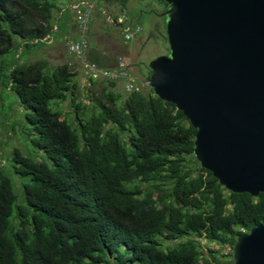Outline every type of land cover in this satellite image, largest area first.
I'll return each mask as SVG.
<instances>
[{
	"label": "trees",
	"instance_id": "1",
	"mask_svg": "<svg viewBox=\"0 0 264 264\" xmlns=\"http://www.w3.org/2000/svg\"><path fill=\"white\" fill-rule=\"evenodd\" d=\"M65 6L0 0V85L39 156L14 148L0 163V264H233L236 239L264 225V194L231 193L202 169L196 130L148 86L89 78L83 104L70 64L28 63Z\"/></svg>",
	"mask_w": 264,
	"mask_h": 264
},
{
	"label": "water",
	"instance_id": "2",
	"mask_svg": "<svg viewBox=\"0 0 264 264\" xmlns=\"http://www.w3.org/2000/svg\"><path fill=\"white\" fill-rule=\"evenodd\" d=\"M163 3L168 55L146 85L196 130L193 155L227 191L264 194V0ZM233 264H264V225L240 235Z\"/></svg>",
	"mask_w": 264,
	"mask_h": 264
},
{
	"label": "rangeland",
	"instance_id": "3",
	"mask_svg": "<svg viewBox=\"0 0 264 264\" xmlns=\"http://www.w3.org/2000/svg\"><path fill=\"white\" fill-rule=\"evenodd\" d=\"M98 1L105 17L100 21L97 20L96 22L89 24L88 31L89 28H91V30L94 29L102 34H111L116 39H120V28L118 29L113 23H109L108 20H112L111 17L113 16H119L122 14L126 15L128 20H131L141 28L140 34L135 36L125 45V47H123L124 53L121 57L127 61L128 70L134 77V80L137 81L138 87L141 89L143 88L144 91H146V78L149 74V63L158 57L168 55L169 51L165 32L166 16L164 14L167 9L166 5L156 2L155 0ZM69 2L73 3L74 1L62 0V4L64 5H67ZM59 12L60 10L57 9L54 14L57 15ZM65 13L69 19L72 18L71 16L73 13L71 11ZM64 21L65 16L62 15L56 20L59 27L62 26ZM97 32L95 39L98 43L101 42V39L99 33L97 35ZM57 41L60 42L59 38ZM57 44L59 43L53 44L52 46L44 45L43 47L38 48L35 52H31L27 57V62L34 63L41 60L49 63L50 67H55L66 62L71 65V63H69L71 62L70 59L63 53L65 52L64 44L62 42L59 45ZM77 77L82 78V75L77 74ZM82 82L83 81L81 80L78 82V88L81 92L80 101H82L83 104H87L88 100L84 96L86 93L84 89L87 85ZM117 87L123 89L122 86ZM0 98L3 100V102H0V108H2L3 111H9V119H7V121L4 120V122L0 113V122H3V124H0V152L4 155L3 158L0 159V163H4V159L10 157V153H12L14 148H18L23 151V154L33 156V158L36 159L39 157L36 151L25 144L26 142L24 139L27 140V125L25 120H23L21 110L19 109L15 98H13V95L3 91L1 85ZM60 106L65 112L71 111V107L66 102L61 103ZM11 179L13 183L14 181L22 183L27 181V178H20L17 176H12ZM14 191L15 193H18L16 187ZM198 242L204 253H206L208 249H213L219 252L216 254L218 257L229 254V248L222 249L214 244H207L203 238H200Z\"/></svg>",
	"mask_w": 264,
	"mask_h": 264
},
{
	"label": "crops",
	"instance_id": "4",
	"mask_svg": "<svg viewBox=\"0 0 264 264\" xmlns=\"http://www.w3.org/2000/svg\"><path fill=\"white\" fill-rule=\"evenodd\" d=\"M73 1H74L73 3L69 2L64 7V9H62L60 11V14H59L58 18L61 15L65 16V21L62 23L61 27H59L57 25V22L55 23L54 28H53V30H54L53 34H51L50 40H49L51 42H43L42 44H43V46L44 45L52 46L53 44H56V43L60 44L62 42L64 44V48H65V52H63V53H64V55L68 56V58L70 59L71 62H69V63H71V68L76 72V74L82 75V78L80 77L78 79L83 81L82 83H85L87 80L88 81L90 80L89 78L94 79V78L90 77L87 74V72L84 70L83 63L85 61L93 62L99 68L112 70L116 66L117 59L119 57H121V55L124 53L123 52L124 51L123 47H125V45L123 43V38L121 37L122 34H120V37H119L120 39H116L111 34L110 35L102 34L101 32H97L94 29L91 30V28H89V31H88L87 35L84 34L77 27V25L75 23L74 11H73V9L71 7V6L78 5L79 1L78 0H73ZM85 2L87 3V5H84L85 9L90 11V13H91L90 24L92 22L93 23L96 22L97 20L100 21L102 18L105 17V15L101 11L102 7L99 4L98 0H93V1L92 0H90V1L87 0ZM67 11H71L73 13V15L71 16L72 18L69 19L66 16L65 12H67ZM121 16H126V15L122 14V15H119V16H113L112 18H115V20H116L117 18H120ZM131 23L133 25H136L132 21H131ZM113 25L115 27H117L118 29L120 28L115 23ZM96 32H97V35L99 33V37L101 39V42L97 43V41L95 39L96 38ZM120 32H121V28H120ZM139 34H137V35H139ZM83 35H85L87 37L89 48H88V51L85 54L84 60H79L76 57L68 54V52H67V43L71 42V41H77ZM137 35H135V36H137ZM58 38H59L60 42L57 41ZM59 44H57V45H59ZM116 85L117 86H121L120 83H117Z\"/></svg>",
	"mask_w": 264,
	"mask_h": 264
},
{
	"label": "built area",
	"instance_id": "5",
	"mask_svg": "<svg viewBox=\"0 0 264 264\" xmlns=\"http://www.w3.org/2000/svg\"><path fill=\"white\" fill-rule=\"evenodd\" d=\"M79 4L71 6L74 11V18L77 27L87 35L88 27L91 21L90 11L85 9L84 5H87L84 1L78 0ZM112 18V17H111ZM110 23H115L121 28V34L123 38L124 45L128 44L135 35L139 34L141 29L137 25H133L126 16H121L116 20L112 18L109 20ZM50 37L46 36L41 42H51L49 41ZM89 45L88 40L85 35H83L77 41H71L67 43V52L68 54L76 57L79 60H84L85 54L88 51ZM84 70L87 74L94 79L108 80L114 83H120L125 92H132L138 90V83L134 80L130 71L128 70L127 61L119 57L116 61V66L114 69H103L99 68L93 62L85 61L83 63Z\"/></svg>",
	"mask_w": 264,
	"mask_h": 264
},
{
	"label": "clouds",
	"instance_id": "6",
	"mask_svg": "<svg viewBox=\"0 0 264 264\" xmlns=\"http://www.w3.org/2000/svg\"><path fill=\"white\" fill-rule=\"evenodd\" d=\"M82 1H84V0H82ZM85 2V1H84ZM50 37V36H49ZM43 43V42H42ZM102 80V79H101Z\"/></svg>",
	"mask_w": 264,
	"mask_h": 264
},
{
	"label": "flooded vegetation",
	"instance_id": "7",
	"mask_svg": "<svg viewBox=\"0 0 264 264\" xmlns=\"http://www.w3.org/2000/svg\"><path fill=\"white\" fill-rule=\"evenodd\" d=\"M148 71L150 72L149 68H148Z\"/></svg>",
	"mask_w": 264,
	"mask_h": 264
}]
</instances>
